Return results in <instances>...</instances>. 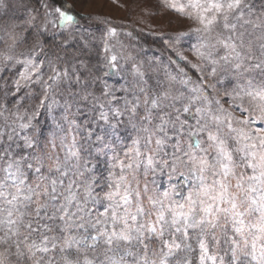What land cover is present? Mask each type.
Here are the masks:
<instances>
[{"label": "snow or ice", "instance_id": "1", "mask_svg": "<svg viewBox=\"0 0 264 264\" xmlns=\"http://www.w3.org/2000/svg\"><path fill=\"white\" fill-rule=\"evenodd\" d=\"M75 3L0 0V264H264V0Z\"/></svg>", "mask_w": 264, "mask_h": 264}, {"label": "rangeland", "instance_id": "2", "mask_svg": "<svg viewBox=\"0 0 264 264\" xmlns=\"http://www.w3.org/2000/svg\"><path fill=\"white\" fill-rule=\"evenodd\" d=\"M75 11L108 18L124 31H133L153 49L163 47L162 39L149 33H174L188 26L187 21L158 7V0H76Z\"/></svg>", "mask_w": 264, "mask_h": 264}]
</instances>
